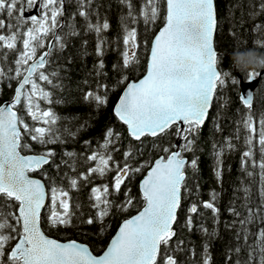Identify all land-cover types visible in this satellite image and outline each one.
I'll return each mask as SVG.
<instances>
[{"label":"snow or ice","instance_id":"1","mask_svg":"<svg viewBox=\"0 0 264 264\" xmlns=\"http://www.w3.org/2000/svg\"><path fill=\"white\" fill-rule=\"evenodd\" d=\"M119 3L127 12L120 17V34L113 41L105 35L111 27L110 22L93 8L94 0H75V11L68 15H65V0H0V15L7 18V23L0 18V83L8 81L9 88L11 81L17 83L11 99L0 103V264H179L178 252L187 251L196 256L194 249L184 247L182 239L175 240L173 246L178 211L182 199L188 196L196 198L187 209L183 227L208 237L199 264H212L209 249L211 240L218 236L217 228L209 229L203 220L196 223L195 218L204 216L201 208L210 210L213 225H218L220 194L213 189L208 200H201L199 183L194 190L187 186L186 169L194 174L199 171L196 141L217 93L224 88L225 78L229 76L218 66L221 57L214 46L219 30L216 0H140L139 8L134 0H119ZM32 10L38 14L25 15ZM162 10L163 26L150 44L147 39L140 41L137 25L143 24L144 33L151 31L161 19ZM261 13H264V0L250 15L255 18ZM77 17L82 18V24H77ZM261 27L257 24L253 30L259 32ZM82 32L95 34V55L98 57L93 66L95 88L86 79L83 83L89 90L83 92V100L97 109L106 107L110 93L123 86L113 113L126 126L130 142L123 152V160L116 161L113 153L120 150L118 145L123 134L108 127L103 143L88 155H79L88 165L86 171L71 175L70 172L77 171L78 154L64 151L57 163V153L48 145H63L75 138L80 129L72 131L64 127L61 130L58 122L62 117L50 107L42 108L41 102L49 105L54 102L53 92L45 86L63 88L62 83L54 82L59 81L60 72L48 71L53 51H64L70 38ZM46 40H49L47 44ZM18 43L22 47L18 48ZM87 44V40L82 43L84 55L88 54ZM112 44L120 49V61L113 68L121 75L114 84L108 85L100 77H107L103 57ZM254 45L264 47V40L257 38ZM141 49L148 57L146 73L130 81L126 71L140 63ZM38 50L43 51L37 55ZM13 52L16 58L8 63L9 54ZM262 72L247 73L246 82L261 77ZM232 82L240 80L233 77ZM240 99L248 109L246 115L237 122L231 136L211 144L213 175L219 185L223 181L224 157L239 151L233 140L242 139L240 171L248 180V183L241 180L235 192L242 196H234L227 209L233 219L225 228L235 229L237 244L228 249L225 260L226 264H264V226L252 231L253 225H264V113L254 121L252 91L246 96L241 92ZM26 118H30L31 123ZM86 126L81 124L80 128ZM241 129L244 131L242 138ZM215 131H222L218 122ZM171 135L181 143H158L159 138ZM145 138H152V149L163 155L154 161L148 159L134 164L138 156L144 155L140 148ZM91 143L84 141L86 148H91ZM33 144L39 145L41 150L36 151ZM187 152L193 153L191 160L185 157ZM49 165L60 175L59 184L49 176L46 170ZM62 166L70 171L61 175ZM145 170L146 175L139 184L142 207L137 208V214L123 220L102 254H93L89 246L75 240L59 242L42 230V214L47 213L51 227L73 226L74 221L87 225L99 223L102 234L107 230L104 221L113 208L117 212H127L134 207L136 197L131 195L126 181L131 182ZM112 172L115 175L110 184H93L94 178L103 180ZM32 173H39L43 180L33 178ZM256 177H259L258 202L253 200ZM64 180H67V187ZM88 184H93L88 206L94 214L90 212L85 218L83 212L77 215L82 205L73 201L71 193ZM122 185L126 188L124 200L117 202L111 197L120 195ZM237 200L241 201L239 205ZM244 248L247 259L240 255Z\"/></svg>","mask_w":264,"mask_h":264},{"label":"trees","instance_id":"2","mask_svg":"<svg viewBox=\"0 0 264 264\" xmlns=\"http://www.w3.org/2000/svg\"><path fill=\"white\" fill-rule=\"evenodd\" d=\"M140 0H134L137 8H139ZM66 13L71 14L75 11V0H65ZM261 0H216L219 30L215 35V48L219 52L221 59L218 66L224 72H228L229 76L226 77V84L222 90H220L215 99L208 120L199 132L198 139L196 141L195 156L199 157V171L195 174L191 169H186V175L188 176L187 186L194 190L196 183L200 185L199 198L201 200H208L209 193L215 189L219 195L218 207L220 209V223L213 225L212 213L210 210L200 209L204 212V216L196 217L195 222L199 223L201 220L206 224L209 229L213 227L217 228L218 236L211 240L210 253L212 256V264H226L225 256L228 253L229 248H235L237 241L234 239L235 229L228 230L225 225L229 223L233 217L227 211L230 202L234 199V196H242V193L235 192V189L240 187V182L244 179L245 183L248 180L244 178L243 173L240 171V151L242 148V139L240 141L233 140V143L237 144L239 151L227 154L224 157L223 166V181L222 184L217 183L215 176L213 175V157L211 155L212 142H222L224 137L231 136L237 128V122L240 121L247 113L248 109L245 108L238 99L239 96V82L233 83L232 78H241L246 80V74L243 75L232 68L231 54L237 48L243 50L244 48L254 47V41L257 38L264 40V13H261L255 18L250 15L257 11ZM93 8L96 9L100 16L107 17L110 22V29L105 34L110 40H115L120 34V17L122 14H126L127 9L123 7L119 0H94ZM0 18L6 20L4 15H0ZM77 24L83 23L82 18L77 17ZM95 21V16H93ZM262 25L259 32L254 31L255 25ZM163 25V10L161 13V19L153 26L151 31L144 33L143 24L137 25L138 32L140 33L138 39L140 41L147 39L149 44ZM7 34V30H4ZM84 40L88 41L86 46L87 55H84L85 49L82 47ZM18 48L20 44L18 43ZM96 40L95 34L81 33L78 37L70 38V42L64 51H53V55L50 58L52 63L48 71L57 70L60 72L59 81L63 84L62 89H51L50 86H45L48 90L53 92V103L51 105L46 102H41L42 108H51L52 111L62 119L58 122V126L63 130L64 127L69 128L72 131L80 129L77 136L73 139H68L63 145H48V147L54 149L57 153L56 162L59 163L64 151H74L78 154L77 159V171L75 173L70 172L71 175H78L80 171H86L88 165H85L84 161L79 158L80 154L88 155L92 149L98 147L103 143L104 133L108 127H113L122 132V140L118 145L120 150L114 152L113 156L116 161L123 160V152L126 150L130 138L128 137L126 127L122 125L114 116L112 112L113 105L121 93L123 86H120L116 91L110 93V99L106 107L97 109L94 104L87 103L83 100V92L89 90V86L83 82L87 79L90 82L91 87L94 89L96 79L94 78L93 66L97 63L98 57L95 55ZM264 51V47L260 48ZM4 51H8L4 49ZM16 58V53H10L8 57V63H11ZM105 61L104 71L107 73V77H100L103 83L112 85L119 79L121 73L113 68L114 64L120 61V49L115 44H112L103 57ZM147 53L140 50V63L135 66L134 69H128L126 74L129 80H137L142 77L146 71ZM260 72V71H259ZM91 73V75H90ZM8 81L0 83V103L9 101L13 96L16 81H11V88L8 87ZM83 90V91H82ZM61 101L56 103L55 101ZM252 114L254 121L260 119L261 113H264V72L259 80L258 86L255 89L253 96ZM31 123L30 118H26ZM219 123L222 131H215V124ZM81 124H86L85 128H80ZM244 135L243 129H241V138ZM90 140L91 148H86L84 141ZM177 138L171 135L166 138H159L158 143L161 145H167L169 143H176ZM30 142V141H29ZM31 143V142H30ZM134 145L138 142L131 141ZM152 138H145L144 146L140 148V151L144 153L143 156H138L133 162L139 164L144 160H155L160 155H163L161 151L152 149ZM33 148L36 151H40V146L33 144ZM188 160L193 158L192 152L184 154ZM46 170L49 176L54 177L59 184L60 175L52 166H46ZM64 171H70L66 167L62 166L60 174ZM146 173V170L140 174H137L132 178L131 182H127V187L131 189V195L136 197L134 201V207L130 208L127 212H117L115 208L112 210V214L108 216L104 224L107 226V230L100 233L101 225L94 223L92 225L80 224L78 221H74L73 226H58L51 227L47 222V213L42 214V230L46 235L59 241L75 240L89 246L93 254H100L106 247L109 239L114 234L118 225L126 218H129L137 213V208L142 207L141 195L138 190V182L142 176ZM32 176H37L43 180V177L39 173H32ZM114 172L109 173L103 180L94 178L93 184L99 185L102 183H111ZM47 185V181H44ZM259 182V177H256L253 184V200L258 202V195L256 193V187ZM65 187H67V180L63 181ZM93 184L86 186L82 185L81 189L71 193L73 201H79L82 205L81 209L77 212H83L85 218L91 212L94 214V210L91 209L88 201V196ZM126 188L122 185L121 193L118 197H111L116 199L117 202L124 200V191ZM196 197L188 196L186 199H182L181 208L178 211V220L174 225L177 232V236L173 238L174 241L182 239L185 241V248L194 249L196 256L193 257L189 252L176 253L179 264H199L201 260V254L203 252V245L208 242V237L202 235L197 231L189 232L187 228L183 227L186 219L187 209ZM237 205L241 203L240 200L236 201ZM264 225H253L252 231L255 232L257 227ZM252 242V238L249 239V243ZM241 258L247 259L246 248L241 251ZM233 261L236 257L233 255Z\"/></svg>","mask_w":264,"mask_h":264},{"label":"clouds","instance_id":"3","mask_svg":"<svg viewBox=\"0 0 264 264\" xmlns=\"http://www.w3.org/2000/svg\"><path fill=\"white\" fill-rule=\"evenodd\" d=\"M260 46L252 48H237L231 54L232 68L245 75L250 72L264 71V51Z\"/></svg>","mask_w":264,"mask_h":264},{"label":"water","instance_id":"4","mask_svg":"<svg viewBox=\"0 0 264 264\" xmlns=\"http://www.w3.org/2000/svg\"><path fill=\"white\" fill-rule=\"evenodd\" d=\"M33 14V12H29V13H26L25 15L26 16H30V15H32ZM163 26V25H162ZM161 26V27H162ZM160 27V28H161ZM159 28V29H160ZM159 31V30H158ZM158 31L155 33V35L158 33ZM154 35V36H155ZM154 36H153V38H154ZM152 38V39H153ZM215 46V45H214ZM218 54H219V52H218ZM147 59H148V57H147ZM146 68H147V62H146ZM145 73H146V71H145ZM144 73V74H145ZM262 74H263V72L261 73V76H262ZM143 77V76H142ZM142 77H140V78H142ZM260 78L261 77H258L256 80H254V81H252V82H246V81H243L241 78H239V80H240V82H239V96H238V99H239V102L242 104V101H241V99H240V95H241V92H242V94H244L245 96L247 95V93L249 92V91H252V93H253V96H254V92H255V89L257 88V86H258V83H259V80H260ZM17 86V85H16ZM16 86H15V88H16ZM122 91H123V89H122ZM122 91H121V93L119 94V96L122 94ZM14 94V93H13ZM119 96H118V98H119ZM118 98L116 99V101H115V103H114V105H113V108H114V106H115V104H116V102L118 101ZM243 105V104H242ZM244 106V105H243ZM245 107V106H244ZM113 108H112V112H113ZM246 108V107H245ZM114 114V113H113ZM126 127V126H125ZM181 143V141L180 140H177V142L175 143V144H177V145H179ZM144 175H146V173L144 174ZM144 175L142 176V178L139 180V182H138V190H139V184H140V181L144 178ZM33 178H38L37 176H33ZM40 179V178H39ZM139 193H140V190H139ZM141 195V194H140ZM137 214V213H136ZM135 215V214H134ZM130 218V217H129ZM123 222V221H122ZM122 222L118 225V227L116 228V230H115V232H114V234L111 236V238L109 239V241H108V243H107V245H106V247L110 244V242H111V239L115 236V234L117 233V231H118V229H119V226L122 224ZM50 238H52V237H50ZM54 239V238H53ZM59 241V240H58ZM69 241H72V240H68V241H59V242H62V243H67V242H69ZM81 243V242H80ZM84 244V243H83ZM106 247L104 248V250L106 249ZM100 254H102V252L100 253ZM100 254H98V255H100Z\"/></svg>","mask_w":264,"mask_h":264},{"label":"rangeland","instance_id":"5","mask_svg":"<svg viewBox=\"0 0 264 264\" xmlns=\"http://www.w3.org/2000/svg\"><path fill=\"white\" fill-rule=\"evenodd\" d=\"M50 38H51V37H49V40H50ZM49 40H46V41H44V42H45V44H47ZM20 47H22V45H21V44H20ZM40 51H43V50H38V53H37V55H39V52H40ZM225 79H226V78H225ZM245 81H246V80H245Z\"/></svg>","mask_w":264,"mask_h":264},{"label":"flooded vegetation","instance_id":"6","mask_svg":"<svg viewBox=\"0 0 264 264\" xmlns=\"http://www.w3.org/2000/svg\"><path fill=\"white\" fill-rule=\"evenodd\" d=\"M31 12H33L32 15H37V14H38L36 10H32ZM27 13H29V12H27ZM50 40H51V38H50ZM48 42H49V41H48Z\"/></svg>","mask_w":264,"mask_h":264}]
</instances>
